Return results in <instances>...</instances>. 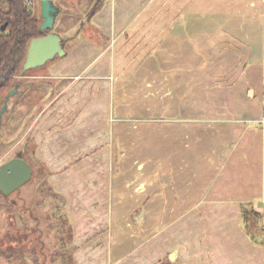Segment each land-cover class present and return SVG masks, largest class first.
Masks as SVG:
<instances>
[{
  "label": "crops",
  "instance_id": "obj_1",
  "mask_svg": "<svg viewBox=\"0 0 264 264\" xmlns=\"http://www.w3.org/2000/svg\"><path fill=\"white\" fill-rule=\"evenodd\" d=\"M53 1L65 54L26 76L56 92L25 135L75 264H264V0Z\"/></svg>",
  "mask_w": 264,
  "mask_h": 264
},
{
  "label": "rangeland",
  "instance_id": "obj_2",
  "mask_svg": "<svg viewBox=\"0 0 264 264\" xmlns=\"http://www.w3.org/2000/svg\"><path fill=\"white\" fill-rule=\"evenodd\" d=\"M35 10L39 13L38 4ZM47 65L48 63L31 73L39 74ZM163 65L167 67L166 61ZM30 74L15 78L16 81L21 82V87L18 93L8 100L0 123V164L23 153L32 167L31 178L18 190L8 195L0 191V264H63L66 257L62 258L61 255L63 249L59 245L58 239L61 234L58 230L60 228L65 230L67 227L66 224L62 227L63 218L58 219L55 215L61 213L59 208L61 201L50 195L48 186L51 187L52 192H56L48 181L47 167L44 165L47 169L45 172L38 171V162L35 160H41L36 157V143L30 137L31 131L25 135L29 126V128L36 126L31 120L54 96L56 83H52L48 77H26ZM129 79L136 84V80H133L136 77L130 76ZM148 83L152 87L147 89V94H151L156 99L167 97V76H155ZM7 92V90L3 91L1 99ZM131 92L132 96L137 94L136 90ZM136 104L134 101L130 105L133 114L137 109ZM153 114H158V109L155 108ZM163 114L167 115V112H162ZM129 125V134L135 136L138 128L136 119L131 120ZM135 143L136 141L133 140L130 146H134ZM65 233L67 232L62 234L64 239ZM66 245H69L67 238ZM64 256L68 255L64 254ZM167 258L165 256L162 261Z\"/></svg>",
  "mask_w": 264,
  "mask_h": 264
},
{
  "label": "trees",
  "instance_id": "obj_3",
  "mask_svg": "<svg viewBox=\"0 0 264 264\" xmlns=\"http://www.w3.org/2000/svg\"><path fill=\"white\" fill-rule=\"evenodd\" d=\"M100 2H101L100 0H97L95 2V6L97 7L100 4ZM40 21H41V17L36 12L35 8L30 9L24 3V0H0V24L5 23L6 25L4 30H0V106L2 105L4 99V98L1 99L3 91L5 90L9 91L16 84H18V88L14 95H16L20 90L21 82L15 80L17 76L30 74L34 70L41 67L39 66L27 70L22 69V64L26 55V51L30 39L36 36L44 35L47 32L52 31V30H41L39 28ZM62 43L64 49H66L64 39H62ZM57 57L58 56L56 55L53 59ZM53 59L47 61L44 65H46ZM263 113H264V104H263ZM17 156H21L24 159H26V161H28L23 153L17 154ZM35 161L38 162L37 163L38 171L40 172L47 171V169L44 167V164L41 161H37V160ZM48 188L50 190V195H52V197H57V199L61 201V206L59 207L61 213L59 214L55 213V215L57 216L58 219L63 218V224L61 226L64 227V224H66L65 227H67L65 230H63L62 228L58 230V233L61 234L60 238L58 239L60 241L59 245L63 249L61 255L62 258L66 257L63 264H75L73 258L74 247L72 245V226L70 220L68 219L63 209L64 200L60 195L52 192L50 186H48ZM241 213H242V221L245 230L249 233L255 232V230L258 227L260 213L254 210L253 206L250 203L241 205ZM64 232H67L65 233L66 234L65 239L62 236ZM66 238H67V242H69V245H66ZM63 253L68 256H64ZM156 264H174V262L171 261L168 257L166 260L163 261L161 260Z\"/></svg>",
  "mask_w": 264,
  "mask_h": 264
},
{
  "label": "water",
  "instance_id": "obj_4",
  "mask_svg": "<svg viewBox=\"0 0 264 264\" xmlns=\"http://www.w3.org/2000/svg\"><path fill=\"white\" fill-rule=\"evenodd\" d=\"M39 28L41 30H51L54 26L59 7L53 0H40ZM5 23L0 24V30L5 29ZM65 49L59 34L49 31L44 35L36 36L30 39L26 55L22 64V69L27 70L44 65L47 61L53 59L56 55L63 56ZM18 84L13 86L4 96L3 103L0 106V123L2 115L7 107L9 98L17 91ZM32 175V167L21 156H14L0 164V191L8 195L19 189L25 184ZM173 255L169 254L172 259Z\"/></svg>",
  "mask_w": 264,
  "mask_h": 264
},
{
  "label": "built area",
  "instance_id": "obj_5",
  "mask_svg": "<svg viewBox=\"0 0 264 264\" xmlns=\"http://www.w3.org/2000/svg\"><path fill=\"white\" fill-rule=\"evenodd\" d=\"M24 3L31 9L33 8V0H24ZM260 125L264 126V118H262L259 122Z\"/></svg>",
  "mask_w": 264,
  "mask_h": 264
}]
</instances>
